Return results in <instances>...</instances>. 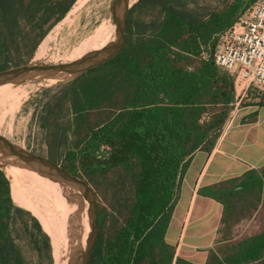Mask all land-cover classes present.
I'll return each mask as SVG.
<instances>
[{
  "label": "trees",
  "instance_id": "1",
  "mask_svg": "<svg viewBox=\"0 0 264 264\" xmlns=\"http://www.w3.org/2000/svg\"><path fill=\"white\" fill-rule=\"evenodd\" d=\"M255 1L136 0L116 55L43 91L47 157L98 200L89 264H198L175 256L165 232L192 154L213 148L235 98L233 77L212 58L215 36ZM74 2L0 0V70L27 63ZM198 193L222 205L221 242L202 264H264V227L233 239L264 211V165ZM0 264H53L48 233L14 203L1 168Z\"/></svg>",
  "mask_w": 264,
  "mask_h": 264
},
{
  "label": "rangeland",
  "instance_id": "2",
  "mask_svg": "<svg viewBox=\"0 0 264 264\" xmlns=\"http://www.w3.org/2000/svg\"><path fill=\"white\" fill-rule=\"evenodd\" d=\"M111 1L75 0L64 17L47 32L28 62L70 61L76 57V51L81 47L92 49L113 40L115 31L109 12ZM134 1L136 0L129 2L132 4ZM203 1L206 4H214V0ZM110 26H113V31L105 36L103 29ZM44 40L46 45L37 59L35 54ZM66 80L68 79L39 82L26 80L23 83L0 85V134L27 151L47 156L46 130L40 124L38 111L47 98L43 91ZM247 94L243 100L245 104L259 97L253 91H248ZM236 112L237 110L233 115ZM52 184L55 186L54 182ZM31 186L34 187V183ZM51 189L37 192L23 187L21 191L19 190V196L17 195L20 202L13 201L30 210L38 218L50 237L53 264H64L68 252L73 247L85 245L82 244L83 235L86 231L87 238L89 231L87 202L84 200L77 202L74 198L67 199L63 196L66 201L63 204ZM263 224L264 211L259 209L252 219L240 223L235 233L243 237Z\"/></svg>",
  "mask_w": 264,
  "mask_h": 264
},
{
  "label": "crops",
  "instance_id": "3",
  "mask_svg": "<svg viewBox=\"0 0 264 264\" xmlns=\"http://www.w3.org/2000/svg\"><path fill=\"white\" fill-rule=\"evenodd\" d=\"M236 110L213 148L192 154L165 232L166 241L175 246V256L198 264L205 262L208 250L215 249L222 238V205L200 195L198 190L264 165V105L253 99ZM239 225L235 226L233 239L241 238L235 233ZM263 227L264 224L250 234Z\"/></svg>",
  "mask_w": 264,
  "mask_h": 264
},
{
  "label": "water",
  "instance_id": "4",
  "mask_svg": "<svg viewBox=\"0 0 264 264\" xmlns=\"http://www.w3.org/2000/svg\"><path fill=\"white\" fill-rule=\"evenodd\" d=\"M130 0H112L109 12L114 25L115 37L100 48L91 49L81 56L65 62H27L0 70V85L23 83L26 80H61L73 78L86 70L110 59L125 45L124 29ZM16 166L30 169L57 182L65 198L87 202L89 231L84 246L73 247L64 264H89L98 237V200L95 192L83 179L64 170L45 155L27 151L0 134V168ZM4 171V170H3ZM76 246V245H75Z\"/></svg>",
  "mask_w": 264,
  "mask_h": 264
},
{
  "label": "built area",
  "instance_id": "5",
  "mask_svg": "<svg viewBox=\"0 0 264 264\" xmlns=\"http://www.w3.org/2000/svg\"><path fill=\"white\" fill-rule=\"evenodd\" d=\"M202 55L206 57L207 53ZM212 58L233 77L235 98L226 122L248 91L259 96L254 98L256 102L264 101V0H256L215 36Z\"/></svg>",
  "mask_w": 264,
  "mask_h": 264
},
{
  "label": "bare ground",
  "instance_id": "6",
  "mask_svg": "<svg viewBox=\"0 0 264 264\" xmlns=\"http://www.w3.org/2000/svg\"><path fill=\"white\" fill-rule=\"evenodd\" d=\"M103 31L105 33V36H108L113 31V26H110V27H108L106 29H103ZM45 43H46V40L43 41L42 45L37 50V52L35 54V58L38 59L42 49L46 45ZM100 45L101 44H99L97 47H94L92 49L99 48ZM89 50H91V49H86L84 47L79 48V50L76 51V57H73L72 59H75V58L81 56L82 54H84L85 52H87ZM3 169H4L5 173H6V176L11 181V195L13 196V200H15L18 203L20 202V200L18 198L19 192L22 190L23 187L24 188H29L30 190H34V191H37V192L47 191L48 188H49V190L51 188H52L51 190H53V189L58 190L59 189V188H56L52 184V182H54L53 180H50V179H48L46 177H43V176L39 175L37 172L32 171L30 169L23 168V167H16V166H7V167H4ZM46 180H48V181H46ZM32 183H34V187L31 186ZM59 199L63 202V204H65V202H66L65 198H59ZM85 230H87V226H86ZM85 235H86V231H85V233L83 235V239H82V244L83 245L86 243V236Z\"/></svg>",
  "mask_w": 264,
  "mask_h": 264
}]
</instances>
